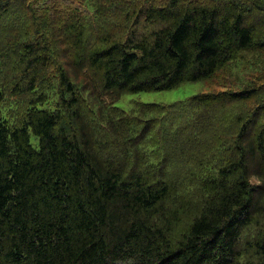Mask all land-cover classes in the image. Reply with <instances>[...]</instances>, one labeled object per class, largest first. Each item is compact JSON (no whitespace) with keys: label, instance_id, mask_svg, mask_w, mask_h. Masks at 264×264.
Here are the masks:
<instances>
[{"label":"trees","instance_id":"trees-1","mask_svg":"<svg viewBox=\"0 0 264 264\" xmlns=\"http://www.w3.org/2000/svg\"><path fill=\"white\" fill-rule=\"evenodd\" d=\"M36 8L0 0V264H264V79L115 105L262 68L264 1Z\"/></svg>","mask_w":264,"mask_h":264},{"label":"rangeland","instance_id":"rangeland-1","mask_svg":"<svg viewBox=\"0 0 264 264\" xmlns=\"http://www.w3.org/2000/svg\"><path fill=\"white\" fill-rule=\"evenodd\" d=\"M34 4L37 3L38 8L29 15V23L37 29L43 25V27H50L56 30L58 25H55L57 18L56 13L63 14L65 19L74 16V13H88L86 8V0H26ZM264 1V0H262ZM49 4V6H46ZM44 7H48L49 12L43 13ZM92 10V8H90ZM46 18V19H45ZM51 18V19H50ZM261 68V62L255 61L252 66L243 65L242 68L236 69L233 67V73H229L227 70L222 71L216 80L207 82H196V83H185L178 87L168 90L160 91H142L138 93L124 94L116 102L115 105L120 108L129 111L134 107L135 102H147V103H158V104H169L178 100H184L185 98L196 94L204 92H218V91H237L240 87L246 83L261 82L264 79V66L260 71H252L254 68ZM54 97L52 100H55ZM20 101L19 95H7V101L9 103H16ZM247 108L252 109L255 106V101L251 100L247 105ZM5 111L8 109L4 107ZM227 134L226 136H228ZM35 141V139H34ZM36 142V141H35ZM123 264H137L136 262H126Z\"/></svg>","mask_w":264,"mask_h":264},{"label":"bare ground","instance_id":"bare-ground-1","mask_svg":"<svg viewBox=\"0 0 264 264\" xmlns=\"http://www.w3.org/2000/svg\"><path fill=\"white\" fill-rule=\"evenodd\" d=\"M106 12V11H105ZM107 16V15H106Z\"/></svg>","mask_w":264,"mask_h":264}]
</instances>
